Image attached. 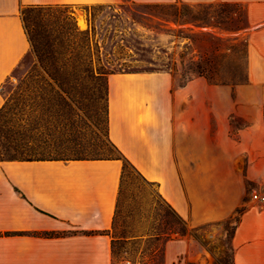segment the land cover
<instances>
[{"label":"crops","instance_id":"crops-1","mask_svg":"<svg viewBox=\"0 0 264 264\" xmlns=\"http://www.w3.org/2000/svg\"><path fill=\"white\" fill-rule=\"evenodd\" d=\"M193 1L245 5L248 84L232 90L198 76L173 90L171 75L112 74L108 137L188 228L228 221L245 206L231 240L234 264H264V205L247 200V182L264 185V126L236 133L230 123L264 115V0ZM120 2L0 0V110L4 84L32 52L23 8ZM122 169L120 160L0 161V264H114ZM163 264H214V255L195 236L175 235Z\"/></svg>","mask_w":264,"mask_h":264},{"label":"rangeland","instance_id":"rangeland-1","mask_svg":"<svg viewBox=\"0 0 264 264\" xmlns=\"http://www.w3.org/2000/svg\"><path fill=\"white\" fill-rule=\"evenodd\" d=\"M155 1L162 4L122 0L115 5L34 10L29 15V22L32 26L44 20L47 14L52 18L59 17V30L51 32L63 41H66L63 29L66 23L67 27L75 24L81 31L88 32L101 52L100 57L92 58L95 72L105 67L119 74L121 65L126 63L125 71L171 75L174 78L172 89L175 90L181 83L198 77L194 73L197 65H210L217 72L213 79L227 83L226 87L236 90L248 84H231L248 76L245 33L249 21L244 4ZM169 2L176 3L164 4ZM39 74L43 71L38 58L31 52L2 88L5 100H15V103L11 102V114L0 128L2 157L26 156L34 149L50 151L52 156L71 158L83 154L89 146L99 150L103 157L115 156V151L108 144L106 116L104 114L103 118L100 112L103 104L105 107V100H97L95 81L87 82L84 93L77 88L73 91L76 100L70 102L66 120L61 123L55 110L42 114L43 101L40 92L34 90L33 82L28 83L31 91L22 97L19 94L22 82L30 75ZM259 91L264 94V84ZM18 102L21 105L17 106ZM239 106L242 104L238 103ZM257 122L264 126V115L260 120L250 114L236 115L230 120L236 133L238 129ZM240 166L246 168L248 164L240 163ZM247 191V200L255 203L253 196L264 195V185L247 182ZM236 216L220 224L197 229L186 227L187 235L195 236L213 253L214 264H233L230 239ZM174 220V213L159 196L157 187L133 173L126 181L116 227L118 232L145 236L118 244L114 264H124L126 260L133 264H163V245L175 236L167 229ZM153 228L163 230L159 239L147 236L157 233Z\"/></svg>","mask_w":264,"mask_h":264},{"label":"trees","instance_id":"trees-1","mask_svg":"<svg viewBox=\"0 0 264 264\" xmlns=\"http://www.w3.org/2000/svg\"><path fill=\"white\" fill-rule=\"evenodd\" d=\"M130 1V0H129ZM134 3V2H133ZM57 7L65 6H29L25 7L21 11V17L24 24V29L28 35L31 49L34 55L38 58L39 66L43 71V74L30 75L26 80L22 82L19 88V94L22 97L25 92L31 91L32 88L29 87L28 83L33 82V88L37 92H40V98L43 101L41 112L43 115L51 113L55 110L56 117L61 119V123L66 120V114L70 107V102L76 100V96L73 91L77 88L80 92H85L86 84L90 80H94L97 86V100H105V107L103 104L102 111L103 118L104 114L106 116L107 122V139L109 146L115 151L116 155H108L103 157L99 150H94L85 148L83 154L78 157L63 158L59 156H52L50 151L46 150H34L27 152L26 156L21 157H2L3 154L0 153V161H100V160H120L123 163L120 189L117 199L116 213L113 221V242L112 250L113 255H115L116 246L121 242H128L133 238H141L145 235H136L134 233H125L124 231H117L116 221L120 214L121 203L124 197L125 185L127 179L133 176V173L140 176L144 181H146L142 175L138 172L135 166L118 150V148L110 141L108 137V95H109V76L114 74L112 71L107 70L105 67H101L98 72L93 69L92 58L100 57V47L94 43L93 37L89 35L88 32L81 31L75 24L68 25L65 24L63 29L65 30V40L63 41L57 36H54L51 30H59L58 22L59 17L52 18L50 15H46L44 20L37 22L31 26L29 22V15L34 10H46L53 9ZM66 19V18H64ZM36 22V21H35ZM65 23V22H64ZM67 27V28H66ZM247 48V44H246ZM67 58V59H66ZM66 59V60H65ZM86 59V60H85ZM125 64L121 65L119 69L120 73H144V71H125ZM194 73L199 77L206 78L211 84L216 85H227V83L222 81H215L213 79V74H216L215 68L206 65H197V70ZM42 76V77H41ZM41 77V79H40ZM248 77L241 78L240 80L233 82L231 84L238 85L247 82ZM187 83V82H186ZM186 83H181L180 86H184ZM51 94V95H49ZM51 96L49 99L46 97ZM15 100L9 99L5 100L3 107L0 110V128L3 122L7 119L8 115L11 113V102ZM80 103V102H78ZM21 105L20 102L17 106ZM46 107V108H44ZM37 111V110H36ZM35 111V112H36ZM40 114V110L38 112ZM100 118V116H99ZM40 145V144H39ZM23 155V154H21ZM169 206V205H168ZM170 207V206H169ZM170 209L174 213L175 220L172 224H169L168 230L178 236L187 235V224L171 207ZM245 209H238L236 216V224L234 226L232 236L230 239V245L232 237L235 233V229L239 224L240 218L244 213ZM157 233L147 234V236L155 237L159 239L163 230L158 228H153ZM45 235L53 236L55 233H46ZM170 239V238H169ZM232 248V246H231ZM233 250V248H232ZM233 264H234V253H233Z\"/></svg>","mask_w":264,"mask_h":264},{"label":"built area","instance_id":"built-area-1","mask_svg":"<svg viewBox=\"0 0 264 264\" xmlns=\"http://www.w3.org/2000/svg\"><path fill=\"white\" fill-rule=\"evenodd\" d=\"M254 200L264 205V195L254 194ZM124 264H133L130 260H126Z\"/></svg>","mask_w":264,"mask_h":264}]
</instances>
